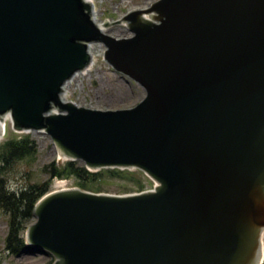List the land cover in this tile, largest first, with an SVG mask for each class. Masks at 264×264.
<instances>
[{"label":"water","instance_id":"obj_1","mask_svg":"<svg viewBox=\"0 0 264 264\" xmlns=\"http://www.w3.org/2000/svg\"><path fill=\"white\" fill-rule=\"evenodd\" d=\"M111 23L130 34L102 29ZM96 41L144 86L139 102L68 99ZM7 120L48 133L59 156L89 169L155 181L46 192L24 250L51 264L263 263L264 0H153L103 22L91 0H0V138Z\"/></svg>","mask_w":264,"mask_h":264},{"label":"rangeland","instance_id":"obj_2","mask_svg":"<svg viewBox=\"0 0 264 264\" xmlns=\"http://www.w3.org/2000/svg\"><path fill=\"white\" fill-rule=\"evenodd\" d=\"M96 8L97 20H114L131 8L143 7L150 4L153 0H93ZM105 31L117 36H127L130 34L129 28L125 23L110 24L104 27ZM95 56L93 57V68L90 72L77 74L67 86L68 99L77 101L79 104L100 107L117 108L131 106L139 102L146 91L135 79L115 70L104 59L103 53L105 45L97 42ZM14 130L10 120L7 121L6 136L11 135ZM17 132V131H15ZM22 133V132H19ZM37 142L39 153L38 160L31 165V174L26 173V164L21 162L13 173L9 175L8 184L10 187L17 188L25 181H40L47 177L41 171V166L46 162L56 159L62 162L65 158L58 157V153L50 135L43 131L30 132ZM2 140V139H1ZM0 140V141H1ZM145 188L154 186V180L142 171ZM133 186L134 183L126 178L112 177L105 181V191L121 193L125 185ZM63 186H76L74 178L56 177L51 183V188ZM135 187V186H134ZM136 189V188H135ZM32 221V220H31ZM30 223V222H29ZM8 231V215L0 208V264H43L53 256L48 252L24 250L17 255L11 254L5 248V238ZM26 235V230L24 232ZM264 244V236H263ZM264 264V258H263Z\"/></svg>","mask_w":264,"mask_h":264},{"label":"trees","instance_id":"obj_3","mask_svg":"<svg viewBox=\"0 0 264 264\" xmlns=\"http://www.w3.org/2000/svg\"><path fill=\"white\" fill-rule=\"evenodd\" d=\"M38 153L37 142L30 132L13 131L0 141V208L8 215L5 248L14 255L20 254L28 246L24 232L34 219V205L43 194L51 190L54 178H74L76 185L95 191L105 190L106 179L112 177L126 178L134 183L133 186L126 184L122 192L145 188L140 169L103 167L91 170L77 159H65L63 162L53 159L41 166V171L47 174L45 179L30 181L29 178L12 189L8 184L9 175L21 162L27 165L24 171L30 175L31 165L38 160ZM52 261L53 258L43 264H51Z\"/></svg>","mask_w":264,"mask_h":264},{"label":"bare ground","instance_id":"obj_4","mask_svg":"<svg viewBox=\"0 0 264 264\" xmlns=\"http://www.w3.org/2000/svg\"><path fill=\"white\" fill-rule=\"evenodd\" d=\"M91 1H93V0H91ZM94 14L96 15V8H95V5H94ZM101 27H102L103 30L105 29L102 25H101ZM104 31H105V30H104ZM95 43H97V41H96V42H91L90 45H89V50H90V53L92 54V56L95 54V50H96L95 48L97 47V44H95ZM94 56H95V55H94ZM94 56H93V57H94ZM92 63H93V61H92ZM91 68H93V64H90V66H89L88 69L82 71V72L79 73V74H84L85 72H90V71L92 70ZM69 83H70V82H69ZM69 83H68V85H69ZM68 85H67V86H68ZM67 86H66V88H67ZM6 129H7V122L5 123V127H4V130H5L4 135L0 138V140L3 139V138L5 137ZM263 235H264V230H263Z\"/></svg>","mask_w":264,"mask_h":264}]
</instances>
